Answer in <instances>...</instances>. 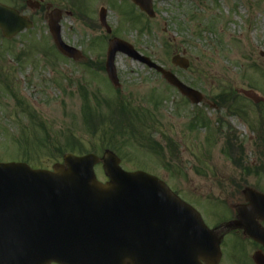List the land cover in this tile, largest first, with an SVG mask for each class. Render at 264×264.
<instances>
[{
	"label": "rangeland",
	"instance_id": "1",
	"mask_svg": "<svg viewBox=\"0 0 264 264\" xmlns=\"http://www.w3.org/2000/svg\"><path fill=\"white\" fill-rule=\"evenodd\" d=\"M0 2L34 21L33 28L15 38L6 39L0 31V162L26 158L31 165L51 169L63 162L69 138L79 141L71 146H83L69 149L71 153L94 152V143L99 158L106 143H114L116 148H109L124 169L145 170L167 182L201 212L209 227L225 216L231 218L232 204L243 198L242 187L264 192V176L244 177L233 163L236 150L225 152L230 128L236 133L234 142L242 144L245 168L260 166V108L238 95L234 102L242 103L247 114H233L228 110L232 101L218 99L223 90L234 94L237 88L264 97V0H154V19L142 15L129 0H45L64 11L63 38L83 51L81 61L58 53L44 7L34 11L24 0ZM102 7L108 9L111 35L100 25ZM112 36L131 42L201 91L202 104L192 105L162 75L122 53L115 60L122 84L115 87L101 68ZM175 54L190 60L189 69L173 64ZM120 100L153 113L147 126L134 119L133 133L121 116L110 119V110ZM88 107L98 116L95 132L86 119ZM198 111L207 115L210 126L192 122ZM23 129L30 130L27 149L21 140ZM154 140L163 148L161 153L149 147ZM95 170L97 178L106 181L101 160Z\"/></svg>",
	"mask_w": 264,
	"mask_h": 264
},
{
	"label": "water",
	"instance_id": "2",
	"mask_svg": "<svg viewBox=\"0 0 264 264\" xmlns=\"http://www.w3.org/2000/svg\"><path fill=\"white\" fill-rule=\"evenodd\" d=\"M132 2L155 17L153 0ZM40 4L28 0L34 10ZM51 7H47L49 30L58 50L73 60L81 59L82 52L62 39L63 11ZM100 18L111 33L105 9ZM33 25L20 11L0 3V29L6 38ZM118 52L162 73L192 103L203 101L199 90L118 37L110 40L106 60V71L115 86L121 84L115 66ZM172 58L180 68L190 66L184 56L176 54ZM240 91L256 103L264 101L253 90ZM101 159L110 180L107 183L97 180L94 167L100 159L93 153L67 154L65 163L55 164L52 170H34L25 162L0 163V264L219 263L222 237L207 227L196 209L157 176L122 169L121 159L113 151L107 150ZM244 194L252 214L264 218V194L254 188L246 189ZM243 208L236 206L240 213ZM242 218L238 226L264 243V231L252 227L254 217Z\"/></svg>",
	"mask_w": 264,
	"mask_h": 264
},
{
	"label": "trees",
	"instance_id": "3",
	"mask_svg": "<svg viewBox=\"0 0 264 264\" xmlns=\"http://www.w3.org/2000/svg\"><path fill=\"white\" fill-rule=\"evenodd\" d=\"M127 14L129 15V13L127 12ZM20 58V56L18 57ZM235 92V91H234ZM153 98H155V96H153ZM216 101H217V98H215ZM218 99H220V101L222 103H227V101H231V100H235L234 99V96H233V93H229V92H226L225 90H223L219 95H218ZM156 104V108H158L161 104L160 100H156L154 101ZM111 106H113L114 104H112L111 102L108 103ZM258 108H260V111H261V114H262V117L261 119L263 120L262 123H261V133H260V136H259V142L261 145H264V103H260L258 106ZM88 113H87V120L89 122V126H91L93 128V131L95 132L96 129H95V126H97L95 123H94V120L98 117L96 114H91L90 111H92L91 109H89L88 107ZM229 110H231L232 113H235V114H247V109H245V106L240 103L239 101L238 102H233V104L231 106H229ZM111 112V115H110V119H114L115 115H119V117L121 116L122 120L124 123H128L129 127H130V130L135 133V130H136V126L133 124V120H138L140 123H143L145 124V127L147 126V122L149 121V119H152L153 117V113H150L149 111L145 110L144 108H138V107H135V106H132L131 103H125L123 100H120L118 102V104L115 103V106H114V109L112 108V110H110ZM192 122H195V124H198L200 127H207V126H210L211 125V121L209 120V118L207 117L206 114H203L201 111H198L197 114H195V117L193 118V121ZM129 130V132H131ZM30 136V130L26 131L25 129H23L22 131V135H21V140L24 141L25 143V149L28 148L29 144H30V140L27 139V137ZM31 137V136H30ZM29 137V138H30ZM231 141V137L229 138V140L227 141V145H226V151L228 155L231 154V150H233L232 148V143L230 142ZM78 140L76 141L75 139H70L69 138V141L67 143H65L64 145V148H63V152H67V150H72V151H75L77 149H83V146H81L80 148H76L74 146H71V144L73 145H77L78 144ZM148 143V142H147ZM109 147H115V144L114 143H110L108 144V142L106 143ZM91 146L93 147V151H97V147L94 143H91ZM149 147L154 150L156 148L157 152L158 153H161L163 151V148L159 145V143L157 141H152V142H149ZM61 150V148H60ZM86 152H88V150L85 149ZM83 152V151H82ZM28 153L25 152V155H27ZM21 160H28V159H24L22 158ZM235 163L237 162L236 159L233 160ZM238 164V163H237ZM41 167V166H39ZM245 170V169H244ZM247 172H251V168L247 169Z\"/></svg>",
	"mask_w": 264,
	"mask_h": 264
},
{
	"label": "flooded vegetation",
	"instance_id": "4",
	"mask_svg": "<svg viewBox=\"0 0 264 264\" xmlns=\"http://www.w3.org/2000/svg\"><path fill=\"white\" fill-rule=\"evenodd\" d=\"M26 2L27 0H25V3ZM245 188L246 187H242V190L240 191L241 195L244 194ZM236 204L249 206V203H246L244 195L241 201L232 205L234 210L230 219H224L219 225H213L214 227H219L220 234L224 235L221 243L222 258L219 264H259L257 259L263 260L264 262V243L251 238L245 228L238 226L243 223V216L250 218L252 216L254 217V221L251 222L252 226L256 223L262 228V230H264L263 216H261V214H252L253 211L251 212L252 209L250 208H244L240 213L236 210ZM233 220L234 224L232 226L226 225ZM233 227L235 228L231 229Z\"/></svg>",
	"mask_w": 264,
	"mask_h": 264
}]
</instances>
